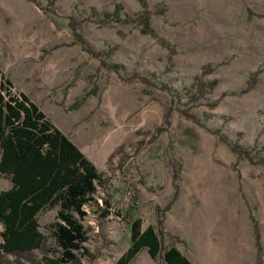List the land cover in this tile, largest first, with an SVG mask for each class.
<instances>
[{
    "label": "rangeland",
    "instance_id": "rangeland-1",
    "mask_svg": "<svg viewBox=\"0 0 264 264\" xmlns=\"http://www.w3.org/2000/svg\"><path fill=\"white\" fill-rule=\"evenodd\" d=\"M145 2L153 37L90 17L114 3L131 16L138 0H0L10 91L25 94L100 175L85 215L74 216L87 236L77 264H114L126 250L118 210L192 264H264V165L254 164L264 159V0ZM212 80L210 94L189 99ZM8 187L0 176V192ZM56 212L36 216L50 244ZM128 264L164 263L142 250Z\"/></svg>",
    "mask_w": 264,
    "mask_h": 264
},
{
    "label": "trees",
    "instance_id": "trees-1",
    "mask_svg": "<svg viewBox=\"0 0 264 264\" xmlns=\"http://www.w3.org/2000/svg\"><path fill=\"white\" fill-rule=\"evenodd\" d=\"M46 1L50 5L55 2ZM138 6V12L129 16L114 3L111 12L91 10L90 17L132 24L140 35L153 37L145 0H138ZM78 39L83 49L106 68L101 54L86 48L80 36ZM132 77L150 85L142 77ZM215 85V80L194 85L189 99L204 98ZM10 88L9 79L0 71V176L9 182V187L0 192V264H77L79 257L87 255L82 247L87 236L74 216L85 215L82 207L91 200L100 175L25 94L12 93ZM220 140L237 158L252 162L248 151L228 144L224 136ZM254 164L264 165V159ZM105 205L109 208L110 202ZM55 207L58 222L53 225L50 244L39 233L36 216ZM113 213L123 218L129 234V245L114 264H128L142 250L152 261L160 258L164 264H192L175 246H163L151 226L141 228L140 221L130 218L127 211ZM257 239L255 235V242Z\"/></svg>",
    "mask_w": 264,
    "mask_h": 264
}]
</instances>
